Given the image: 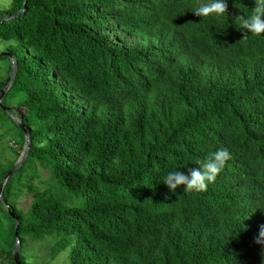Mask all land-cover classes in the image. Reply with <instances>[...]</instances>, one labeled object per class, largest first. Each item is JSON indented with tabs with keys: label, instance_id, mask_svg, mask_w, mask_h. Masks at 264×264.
<instances>
[{
	"label": "trees",
	"instance_id": "16d2710c",
	"mask_svg": "<svg viewBox=\"0 0 264 264\" xmlns=\"http://www.w3.org/2000/svg\"><path fill=\"white\" fill-rule=\"evenodd\" d=\"M201 2L11 0L0 10V39L13 42L0 130L6 123L22 145V123L30 145L23 163L0 166L1 183L21 163L0 196V264H16L9 209L21 264H33L25 241L46 236L56 238L50 259L69 248L67 264H264L254 243L264 225V33L236 23L252 0H227L225 17L207 18L192 13ZM218 148L231 156L205 191L160 183ZM39 167L49 174L37 188Z\"/></svg>",
	"mask_w": 264,
	"mask_h": 264
},
{
	"label": "clouds",
	"instance_id": "9594fccd",
	"mask_svg": "<svg viewBox=\"0 0 264 264\" xmlns=\"http://www.w3.org/2000/svg\"><path fill=\"white\" fill-rule=\"evenodd\" d=\"M254 7L243 16H234L240 30H246L249 34L260 36L264 33V0H252ZM228 7L227 0H202L194 6L192 13L201 18L225 17ZM230 152L227 148H218L207 158L194 162L198 167L192 168L187 173L172 170L163 176L162 181L173 193L179 186L183 185L186 192L205 191L209 184L215 182L217 176L223 170L226 162L230 159ZM241 222V221H240ZM241 224V228L245 226ZM254 243L264 249V225L259 228L258 235L254 238Z\"/></svg>",
	"mask_w": 264,
	"mask_h": 264
},
{
	"label": "rangeland",
	"instance_id": "374dc122",
	"mask_svg": "<svg viewBox=\"0 0 264 264\" xmlns=\"http://www.w3.org/2000/svg\"><path fill=\"white\" fill-rule=\"evenodd\" d=\"M11 0H0V10H5L10 7ZM13 45L12 41H6L0 39V53L2 52H10L9 49ZM12 65V60L6 58L5 56L0 57V83L3 82L6 78H9V65ZM8 75V76H7ZM8 88L5 87V90ZM16 101L11 98L6 99V105L8 104L12 109H14V103ZM10 116V115H9ZM16 117H14L15 119ZM2 129L0 130V135H2L0 139V166H3L10 161V159H14L17 163H19L25 153L26 150V141L24 144H20L16 142L11 137L12 131L8 130V126L6 123H2ZM15 143H12V142ZM14 152H18L19 155L15 156ZM16 157V158H15ZM39 174L41 175L40 178H35L31 180V183L35 186L38 185L39 179L42 181L47 180L48 171L45 169L38 168ZM26 173V172H25ZM40 185V184H39ZM43 188L48 186V181L44 184L40 185ZM38 188V186H37ZM32 195L27 192V190H23L22 194L18 198L17 205L21 208L24 212L27 211L29 207L30 200ZM69 204V203H68ZM56 241L54 236H46L44 239L39 241H33L31 239H27L21 249V254L23 255L25 261L27 263L33 264H67L68 261V250L60 252L54 259H50V248L52 244Z\"/></svg>",
	"mask_w": 264,
	"mask_h": 264
},
{
	"label": "water",
	"instance_id": "95a60500",
	"mask_svg": "<svg viewBox=\"0 0 264 264\" xmlns=\"http://www.w3.org/2000/svg\"><path fill=\"white\" fill-rule=\"evenodd\" d=\"M25 6H26V1H25L24 5H23V8H25ZM1 56H7V57H9L10 59H12V55H11L10 52H2V53H0V57H1ZM12 68L15 69V66L13 65ZM10 78H11V76L9 77V79H10ZM3 95H4V86H3V88L1 89V92H0V101H1V99L3 98ZM3 108L6 109V107H3ZM19 125H20L21 129L23 130V132H24V134H25V136H26V150H25V153H24V155H23V157H22V159H21V163H23V161H24V159H25V157H26V155H27V153H28L29 147H30V145H29V133H28L27 129L25 128L24 124L20 123ZM21 163H20V164H21ZM20 164H19V165H20ZM19 165L13 166V167H12V168H11L6 174H5V176L3 177V179H2V181H1V183H0V196H1L2 188H3V185H4L5 181L7 180L8 177H10V176L15 172V170L17 169V167H18ZM9 214L15 219V222H16V225H15V236H16V241H15V245H14V249H13V257H14V260H15V263H16V264H21V263H20V260H19V239H18L19 218H18L17 216H15V215L11 212L10 209H9Z\"/></svg>",
	"mask_w": 264,
	"mask_h": 264
}]
</instances>
